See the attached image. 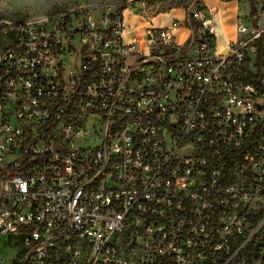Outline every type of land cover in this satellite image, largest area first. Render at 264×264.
Masks as SVG:
<instances>
[{
	"label": "built area",
	"instance_id": "1",
	"mask_svg": "<svg viewBox=\"0 0 264 264\" xmlns=\"http://www.w3.org/2000/svg\"><path fill=\"white\" fill-rule=\"evenodd\" d=\"M237 1L223 45L206 0L170 27L137 12L132 32L118 5L0 13L17 264H264V0Z\"/></svg>",
	"mask_w": 264,
	"mask_h": 264
},
{
	"label": "rangeland",
	"instance_id": "2",
	"mask_svg": "<svg viewBox=\"0 0 264 264\" xmlns=\"http://www.w3.org/2000/svg\"><path fill=\"white\" fill-rule=\"evenodd\" d=\"M192 0H0V13L6 16H14L22 14L28 19L42 17L53 11L55 7H74V6H114L124 7L126 15V27L129 32L134 31L137 25L135 14L137 12L144 13L148 16H157L165 14L173 9L185 7ZM227 6L221 7V14L224 26L228 32L234 35L232 29L233 23L237 19L238 9L246 11L245 3L240 4L237 0H223ZM206 3L213 5L216 0H206ZM240 4V5H239ZM252 8L255 6L250 3ZM258 5V3H256ZM172 16L181 18L182 13L176 11ZM166 20L161 18L160 24ZM248 25V22L246 21ZM132 28V29H131ZM220 45H223L221 42ZM67 61H71L68 59ZM28 247L21 236H0V264H17L16 258H22L26 254Z\"/></svg>",
	"mask_w": 264,
	"mask_h": 264
},
{
	"label": "crops",
	"instance_id": "3",
	"mask_svg": "<svg viewBox=\"0 0 264 264\" xmlns=\"http://www.w3.org/2000/svg\"><path fill=\"white\" fill-rule=\"evenodd\" d=\"M208 5H210V4H208ZM210 6L213 9L218 10V13H219V15L217 16V18L215 20V30H216V36H217L218 43L220 44L222 42L224 44L226 41H235L236 37H237L236 21L232 25V29L234 31V35H232L228 32V29H226V27L224 26L223 19H222L221 7L227 6V5L223 2V0H216V3L213 5H210ZM239 10L240 9H238V13H239ZM176 11H180L182 13L181 18L172 16V13L176 12ZM184 17H185V14H184L183 10L179 8V9H173L170 12H167L165 14H159L153 19V21H154V25L156 27H170V26H172V24L175 20H177V19L183 20ZM161 18H164L166 20L163 24H160V22H159V20ZM187 34H188L187 31H180V32L175 34V39L178 42H181L184 40V38L186 37Z\"/></svg>",
	"mask_w": 264,
	"mask_h": 264
},
{
	"label": "trees",
	"instance_id": "4",
	"mask_svg": "<svg viewBox=\"0 0 264 264\" xmlns=\"http://www.w3.org/2000/svg\"><path fill=\"white\" fill-rule=\"evenodd\" d=\"M59 9H61L60 7H55L54 9H53V12H55V11H58ZM19 19H23L25 16H23L22 14H19V15H16Z\"/></svg>",
	"mask_w": 264,
	"mask_h": 264
},
{
	"label": "water",
	"instance_id": "5",
	"mask_svg": "<svg viewBox=\"0 0 264 264\" xmlns=\"http://www.w3.org/2000/svg\"><path fill=\"white\" fill-rule=\"evenodd\" d=\"M216 12H217L216 9H214L213 10V13H216ZM224 53L226 54L227 53V50H225ZM259 108H260V106H259Z\"/></svg>",
	"mask_w": 264,
	"mask_h": 264
}]
</instances>
